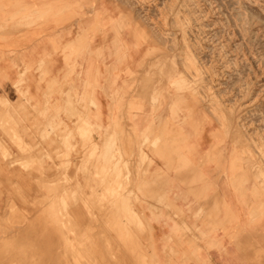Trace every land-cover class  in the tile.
<instances>
[{
    "label": "rangeland",
    "instance_id": "obj_1",
    "mask_svg": "<svg viewBox=\"0 0 264 264\" xmlns=\"http://www.w3.org/2000/svg\"><path fill=\"white\" fill-rule=\"evenodd\" d=\"M104 4L115 13V34L134 32L136 45L149 46L146 57L155 58L154 71L168 75L179 95L180 134L197 136L211 122L225 137L215 151L227 157L222 194L248 207L264 233V0H100ZM154 95L157 100L159 93ZM12 114L16 119L0 100V264H113L106 254L117 241L129 246L120 264H151L131 188L136 176L118 152L103 158V149L89 142L92 134H103L100 129L70 110L74 127H44L40 142L28 145ZM140 163L148 165L145 158ZM4 167L29 174L2 175ZM262 243L258 264L264 260Z\"/></svg>",
    "mask_w": 264,
    "mask_h": 264
},
{
    "label": "crops",
    "instance_id": "obj_2",
    "mask_svg": "<svg viewBox=\"0 0 264 264\" xmlns=\"http://www.w3.org/2000/svg\"><path fill=\"white\" fill-rule=\"evenodd\" d=\"M99 5L0 0V100L25 129V143H39L44 127H74L68 112L81 113L103 133L89 138L103 158L118 152L130 162L151 264H258L264 233L248 207L222 194L227 157L215 151L225 137L211 122L197 136L180 134L168 75L154 71L149 46L136 45L134 32L115 34V13ZM1 174L29 173L4 167Z\"/></svg>",
    "mask_w": 264,
    "mask_h": 264
},
{
    "label": "bare ground",
    "instance_id": "obj_3",
    "mask_svg": "<svg viewBox=\"0 0 264 264\" xmlns=\"http://www.w3.org/2000/svg\"><path fill=\"white\" fill-rule=\"evenodd\" d=\"M178 11V10H177ZM182 34V33H181ZM184 38V37H183ZM187 40V39H186ZM86 125H88L87 123H86ZM91 127V126H90ZM82 131V130H81ZM84 132V131H83ZM83 132H81V133H83ZM87 131L85 130V133H86ZM8 156V155H7ZM91 163V162H90ZM89 166H90V164H89ZM85 168H87V167H85ZM94 171V170H93ZM119 171V170H118ZM120 172V171H119ZM63 175V174H62ZM89 177V176H88ZM70 180V179H69ZM87 181V180H86ZM89 183V182H88ZM112 184V183H111ZM58 185V184H57ZM64 185V184H63ZM118 185V184H117ZM55 186V185H54ZM72 187V186H71ZM59 188V187H58ZM100 188V187H99ZM53 189V188H52ZM95 189V188H94ZM59 190H61V188L59 189ZM97 190V189H96ZM118 191V190H117ZM75 192V191H74ZM98 193V192H97ZM99 195V194H98ZM113 195V194H112ZM58 196V195H57ZM61 196V195H60ZM78 198V197H77ZM88 198V197H87ZM95 198V197H94ZM53 199V198H52ZM112 199V198H111ZM81 200V199H80ZM122 200V199H121ZM78 201V200H77ZM92 201V200H91ZM45 202V201H44ZM47 202H48V200H47ZM120 202V201H119ZM38 203V202H37ZM130 204V203H129ZM118 205H121L120 203L118 204ZM124 205V204H123ZM84 206V205H83ZM117 206V205H116ZM125 206V205H124ZM123 206V207H124ZM60 208H61V206H60ZM127 208V207H126ZM62 209V208H61ZM94 209V208H93ZM117 209H119V208H117ZM121 209V208H120ZM123 209V208H122ZM129 209H130V207H129ZM47 210V209H46ZM45 210V211H46ZM50 210V209H49ZM95 210V209H94ZM99 210V209H98ZM109 210V209H108ZM113 210V209H112ZM125 209H123V211H124ZM96 211V210H95ZM110 211H111V209H110ZM121 211V210H120ZM126 211H127V209H126ZM9 212V211H8ZM64 212V211H63ZM109 212V211H108ZM110 213V212H109ZM122 213V212H121ZM120 213V214H121ZM128 213H130L129 211H128ZM132 213V212H131ZM134 213V212H133ZM132 213V218H134L135 216L136 217H138L137 215V213H134L133 214ZM103 214V213H102ZM127 214V213H126ZM135 214H137V215H135ZM110 215V214H109ZM105 216V215H104ZM111 216V215H110ZM120 216H122V215H120ZM116 217H118V216H116ZM122 217H124V216H122ZM128 217H129V215H128ZM30 218V217H29ZM44 218H46V217H44ZM50 218V217H49ZM130 218V217H129ZM8 219V218H7ZM28 219V218H27ZM30 219H32V218H30ZM97 219V218H96ZM108 219V218H107ZM114 219V218H113ZM120 219H121V217H120ZM127 219V218H126ZM136 220H137V218H135ZM25 220V219H24ZM33 220V219H32ZM36 220V219H35ZM92 220V219H91ZM124 220V219H123ZM136 220L134 221V222H136ZM22 221V220H21ZM47 221V220H46ZM105 221V220H104ZM108 221V220H107ZM111 221H113V220H111ZM115 221V220H114ZM126 221V220H125ZM128 221V220H127ZM140 221H141V219H140ZM74 222V221H73ZM123 223H124V221H122ZM129 222H131V220L129 221ZM137 222H139V221H137ZM20 223V222H19ZM25 223V222H24ZM34 223V222H33ZM75 223V222H74ZM111 223V222H110ZM140 223V222H139ZM138 223V224H139ZM143 223V222H142ZM37 224V223H36ZM98 224V223H97ZM126 224H128L127 222H125V226H126ZM74 225V224H73ZM88 225V224H87ZM92 225H95V224H92ZM105 225V224H104ZM135 225H137V224H135ZM15 226V225H14ZM75 226V225H74ZM131 226V225H130ZM4 227V226H3ZM27 227V226H26ZM30 227V226H29ZM57 227V226H56ZM119 227V226H118ZM121 227V226H120ZM123 227V226H122ZM126 227H128V226H126ZM133 227V226H132ZM1 228V227H0ZM83 228V227H82ZM81 228V229H82ZM92 228V227H91ZM27 229V228H26ZM51 229H53V227L51 228ZM84 229V228H83ZM96 229V228H95ZM114 229V228H113ZM121 229V228H120ZM123 229H124V227H123ZM133 230H134V228H132ZM49 230V229H48ZM62 230V229H61ZM60 230V231H61ZM115 230V229H114ZM74 232H76L75 230H73ZM80 231V230H79ZM79 231H77V232H79ZM104 231V230H103ZM122 231V230H121ZM34 232V231H33ZM84 232V231H83ZM58 233V232H57ZM114 233V232H113ZM116 233V232H115ZM13 235V234H12ZM28 235V234H27ZM107 235V234H106ZM113 235V234H112ZM82 236V235H81ZM16 238V237H15ZM76 238V237H75ZM1 239H2V237H1ZM91 239H92V237H91ZM12 240V239H11ZM114 240H116V238L114 239ZM84 242V241H83ZM115 242V241H114ZM46 243V242H45ZM59 243V242H58ZM126 243H127V241H126ZM75 244V243H74ZM91 244V243H90ZM81 245V244H80ZM126 244H124L123 242H121L120 243V241L118 242H116V243H114L113 245H109L108 246V249H109V252L106 254V256L107 255H110L109 257H111V259L114 261V263L113 264H120V256L121 257H125L126 256V253L125 254H123L124 252H126V248H128V247H126L125 246ZM128 245H130L129 244V242H128ZM132 246V245H131ZM57 247V246H56ZM89 247V246H88ZM3 248V247H2ZM48 248V247H47ZM93 248V247H92ZM132 250V249H131ZM83 251V250H82ZM86 251V250H85ZM128 252H130L129 250H127ZM107 252V251H106ZM132 252V251H131ZM52 253V252H51ZM61 254V253H60ZM128 254V253H127ZM8 255V254H7ZM23 255V254H22ZM86 256V255H85ZM127 256H129V255H127ZM68 257V256H67ZM88 257V256H87ZM90 257V256H89ZM135 257V256H134ZM43 258V257H42ZM65 258V257H64ZM104 258V257H103ZM108 258V257H107ZM128 258V257H127ZM126 258V259H127ZM63 259V258H62ZM78 259V258H77ZM86 259V258H85ZM90 259V258H89ZM109 259V258H108ZM110 259V260H111ZM41 260V259H40ZM80 260V259H79ZM91 260V259H90ZM93 260V259H92ZM124 260H125V258H124ZM124 260H123V262H124ZM53 261V260H52ZM55 261H56V259H55ZM59 261V260H58ZM64 261V260H63ZM69 261V260H68ZM85 261V260H84ZM87 261V260H86ZM103 261H104V259H103ZM107 261V260H106ZM109 261V260H108ZM126 261V260H125ZM131 261V260H130ZM67 262V261H66ZM99 262V261H98ZM105 262V261H104ZM109 262H111V261H109ZM122 262V263H123ZM47 263V262H46ZM45 263V264H46ZM73 263V262H72ZM108 263V262H107ZM106 263V264H107ZM44 264V263H43ZM91 264V263H90ZM96 264V263H95ZM101 264H102V262H101ZM112 264V263H111ZM133 264V263H132Z\"/></svg>",
    "mask_w": 264,
    "mask_h": 264
}]
</instances>
